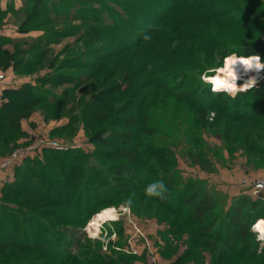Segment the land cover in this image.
<instances>
[{"label":"rangeland","instance_id":"rangeland-1","mask_svg":"<svg viewBox=\"0 0 264 264\" xmlns=\"http://www.w3.org/2000/svg\"><path fill=\"white\" fill-rule=\"evenodd\" d=\"M149 1L142 0L137 4L128 0H45L50 12L30 7H25L26 11H21V8L13 10L12 7L21 5L23 0L7 2L8 11H0V37L9 40L0 39V49L14 53V64L10 62L0 67V72L5 75L0 85H27V91L39 96L42 93L46 98L21 119L22 133H14L13 138L8 139L7 147L0 151V163L37 139L49 138L68 146L58 150L62 154L68 149H78L90 155L86 160L77 161L84 169L85 165L92 163L113 175L112 167L127 160L113 154L111 146L102 142L96 144L93 136L99 132L109 134L111 130L130 131L135 135L130 144L142 151L134 166L133 184L144 179L145 184H150L155 176L160 175L162 167H172L169 172L173 171L183 178L190 175L203 180L211 188L228 196L215 183L220 176L217 177V173L223 170V174L231 176L228 178L232 179V183L239 181L238 195H246L250 201L258 199L249 191L251 176L247 174L253 169L264 170V89L260 96L252 93L234 97L223 94L211 96L206 92L207 98L204 99L210 103L209 108L195 106L197 102L184 95L189 90L200 95L201 81L209 77L206 72L211 70L215 72L211 77L217 74L209 79L214 82L212 84L217 88L225 87L222 83L227 81L224 75L227 58L254 56L237 55V51H232L225 53L220 63L222 55L217 53L216 48H206L198 39L205 32L217 34L214 32L218 30L212 29L214 22L224 21L232 31L230 35L219 33L227 41L222 42L226 50L243 47V40L264 41L263 26L238 25L234 18L240 16L244 5L249 9L254 8L258 0H225L230 4L223 0H156L157 5L151 2L153 7L163 6L147 16L146 3ZM24 2L28 3L27 0ZM260 2L257 13L264 16V0ZM181 7L184 11H180ZM206 9L218 15L207 16L203 11ZM218 9H223V12ZM129 17L133 20L142 18L147 33L137 38L135 27L129 28L130 33H122L114 26L122 25L125 28ZM172 18L178 21L172 23L170 29L168 23ZM208 22L211 23L209 28L204 26ZM128 25L133 26L131 22ZM129 34L137 39L130 38ZM116 37H124L118 40L120 45L109 46ZM99 46L103 48H97ZM186 48L194 50L197 55L188 56L190 52L186 53ZM206 50L208 53L214 52L204 58ZM87 51H93L92 55H102L98 60L90 61L93 65L75 66L76 62L94 59V56L86 54ZM262 56L261 63L264 64V53ZM149 65L151 71L148 70ZM87 75H90V79L85 80ZM119 80L123 85L112 95L105 94L103 90ZM251 104L259 107L250 108ZM121 113L134 115L135 119L138 118L136 124L123 127L118 123ZM46 149L53 148H41L28 156L42 155ZM98 150L105 151L104 157L96 155ZM28 156L18 157L7 166L0 167V172H4V177L0 178V202L43 213L59 204L40 200L36 206L28 207L2 201L3 184L13 180V169ZM168 157L173 159V162L169 160L172 163L166 162ZM48 162L53 165L47 168L48 173L61 183L57 170L60 166L67 168V161L64 165L59 161ZM77 162L72 165H77ZM84 174L83 171L82 177ZM220 179H223L222 176ZM227 184L230 186L231 183ZM141 185H136L137 190L112 196L110 207L99 209L80 226L60 224L51 214L45 213L47 217L38 214L41 225L65 234L68 243L60 240L61 251L52 257L47 252L45 257L39 249H30L24 254L15 252L14 255L20 257L21 264H58L59 259L62 264H89L86 255L91 258V253L86 254L85 249L93 247L100 255L91 258L93 264H146L144 251L137 255L125 250L129 238H139L134 224L143 232L160 264H195L198 255L207 264L209 251L224 249L222 244L214 243L210 238L194 240L195 227L178 215H173L167 205L163 204L162 208L143 201L145 188H140ZM231 187L234 188V184ZM223 195L212 210L211 218L219 217L225 209L223 207L227 206L230 197L226 200ZM26 197L22 194L14 201ZM129 198L135 202L131 208L126 204ZM97 200L101 201L99 197ZM136 201L145 204L141 202L140 205ZM89 221L90 233H87L85 226ZM100 224L103 225L101 232L93 236ZM41 237H45V241H50L53 246L58 244L56 238L52 241L48 236ZM71 240H75L76 244H70ZM258 242L259 251L264 241ZM191 244H195V252L189 254ZM65 255L70 259H62ZM240 259L231 256L220 264H264L260 256L243 261Z\"/></svg>","mask_w":264,"mask_h":264},{"label":"trees","instance_id":"trees-1","mask_svg":"<svg viewBox=\"0 0 264 264\" xmlns=\"http://www.w3.org/2000/svg\"><path fill=\"white\" fill-rule=\"evenodd\" d=\"M27 1L28 3L24 2L23 0L22 4L17 10L21 8V11H26L25 7H30L36 10L50 12V9L45 6V0ZM128 1L132 3L136 2L138 4L142 0ZM258 1H256L254 8L249 9L245 5L242 7L243 10L240 16L234 17L236 18L238 25L244 23L245 25L254 24L264 27V16H261L257 13L258 5L261 3L260 0ZM151 2H154L157 5L156 0H151L146 3L147 16L148 13H153L157 11L159 7L163 6L160 4L158 5V8H156L151 5ZM223 2L226 1L223 0ZM226 4L230 3L227 1ZM182 7L180 8V11H184ZM203 11L207 16H213L217 14L214 12H208L207 9ZM219 12H223V9ZM154 17H156V15ZM176 21L178 20L172 18L168 23V27H171V24ZM129 22L133 24L132 27L128 25ZM214 25L215 26H213L212 29L218 30V32H214L217 34L212 35L209 32H205L204 35L207 36V38L202 35L198 40L203 42L206 45V48H216L217 53L222 55L220 63H222V59L225 58V53H230L232 51H237V55H259L261 58H263L262 54L264 53V41L257 39L254 41L243 40V47L239 49L232 47L230 50H226L225 45L222 43L223 41H226L224 40L225 37L219 35V33L223 32L230 35L232 31L227 27V23L224 21H215ZM114 26L119 28L122 33L125 31L130 33L129 28L135 27V32L138 36L137 38L147 33L145 29L147 27L142 18L133 20L131 17H129V20H126L125 28H123L122 25ZM204 26L209 28L211 23H205ZM84 32L86 31L84 30ZM237 36L240 37L239 35ZM129 37L137 39L132 34H129ZM216 37H219L220 39ZM123 38L124 37L113 38L114 41L112 44H109V46L113 44H115L114 46L120 45L118 40H122ZM0 39L7 41L9 40L7 38L1 37ZM97 48L103 47L99 46ZM197 48V50H199L198 46ZM92 52L93 51H87L86 54L89 56H94V59H85V62H76L74 65H79V67L93 65L92 62L96 59L98 60L102 54L92 55ZM185 52H190L188 56L197 55L194 50L190 51L188 48L185 49ZM211 52L213 53L214 51H210L209 53ZM209 53L206 50L204 58H207ZM91 60L92 62H90ZM10 62H13L14 64V53H10L6 49H0V67ZM212 74H214V70L206 72V76ZM89 76L87 75V78L84 79H90ZM84 79L82 81H84ZM221 79H223V77ZM226 82L223 81L222 86H226L229 83V81L227 83ZM201 83L202 92L200 95H197L190 90L184 93V95L197 102L195 106L199 105L198 107L205 106L207 108L211 106L210 103L204 99L206 97V92L211 96L223 94L230 97L229 94L223 91L214 93L210 88V84L204 79H202ZM121 85H123V82L119 80L115 84L105 88L103 91L107 95H112V93L118 90ZM26 87L27 85L6 87L2 91L3 101L0 104V151H3L4 148L7 147V141L8 139L13 138L14 133H22L20 125L21 119L27 116L29 111H33L36 108V105L46 98V96L43 95L41 91H39V93H41L39 96L33 92L27 91ZM263 89L264 80L247 91L234 92L231 97L236 95H249L250 93L260 96ZM251 107L256 108V106L253 104L250 105V108ZM258 107L259 105L257 108ZM92 112L93 111L90 110V113L93 115ZM104 114L105 113H103L101 117L102 120L104 119ZM118 118V123L123 127L129 126L133 123L136 124V121L138 120V118L135 119L134 115H125V113H121V115L119 114ZM6 129L10 131H6ZM99 131L100 130H97V132ZM133 136L135 137V135H133L130 131L119 132L113 130L109 131V134H102V132H99L96 133V136H93L92 140L96 141V144H100L99 142H102L104 145L111 146L110 148L113 150V154H118L127 160L112 167L113 170L111 172L113 175L108 173L109 171H106L101 166L98 167L92 163L85 165L86 168L84 169V166L77 161L86 160V157H89L90 155H86L78 149H68L67 152L63 151V154L58 150L46 149L43 151L42 155H35L33 157L28 156L23 160L22 164L17 165L13 169V180L5 182L1 188V191L3 192L2 201L15 202L19 205L32 207L36 206L40 200H44L50 204H59V206L49 207L46 212L43 211V213H40L37 210L22 209L19 207L17 208L0 202V262H3L2 264H21L20 257L15 256V252L24 254L30 249H39L41 254L45 255V252H47L49 253L50 257H52L54 253L61 251V244L59 242L60 240L64 239L65 243H68L64 237L65 234L63 235L58 230H51L50 228L41 225V223L38 221V214L46 217L47 215L45 213L51 214L55 219L59 220L60 224L80 226L90 219V216H92L93 213H96L103 208L110 207L113 203L112 196L115 194L137 190L138 187L136 185H139V183L142 184L140 188H146L148 183L145 184V179L144 181L139 180L135 184L132 182L135 175L134 166L136 165L138 158L142 155L141 150L133 148L130 144V141L134 139ZM149 148H151V146ZM162 148L164 147H161V149ZM104 153L105 151L98 150L96 155L104 157ZM58 159L64 160L63 163ZM170 159L173 162V159ZM170 159L168 157L166 162L172 163L169 161ZM48 160L53 162L59 161L62 165H64V163L67 161V165H69L67 168L60 166L57 170V177L60 178L61 183H58L56 180H54L48 173L47 168L53 166L51 162L47 163ZM76 162L77 165H72V163ZM171 169L172 167H162L160 169V175L155 176L153 179V181L163 180L166 187L168 188V198L161 200L155 197H147L144 191V197L142 196V200H147L148 203L156 204L162 208H164L163 204L171 208L173 215H178L184 219L183 221L188 222L195 227L196 234L193 235L194 240L197 238H210L214 243L219 242L222 244L224 249L216 248L215 250L213 249L208 252L210 256L207 264H220L221 262L227 261L231 256H238L241 258L240 261H243V259L247 260L249 258L254 259L256 256H260L261 259L264 260V245L259 251L257 250L259 242L256 239V233L251 231L252 224L259 218L264 217V197L252 199V201H250V199H247L246 195L233 196L229 199V201H227V206L223 207L225 209H223V212L220 213V216L211 218V212L217 206V203L220 201V197L223 195V193L216 191L205 181L199 180L193 176L187 175L186 178H183L181 175L173 171L169 172ZM83 171L85 174L82 177ZM216 192L219 193V195H217ZM22 194H25L27 197L20 200L15 199L14 201V198H18V196H21ZM223 196L227 200L228 196ZM8 197H10V199H8ZM98 197L101 199V201L97 200ZM143 201L141 202L144 203ZM136 202H139L141 205L140 201ZM41 236H48L52 241L54 238H56L59 245L55 244V246H53L50 241H45V237ZM44 241L46 245H44ZM70 244H76V241L73 240L70 242ZM62 250L65 251L64 249ZM85 250L86 254L91 253L92 259L100 257V255L96 253V249L93 247L89 249L86 248ZM194 252L195 244H191L189 254ZM86 257L88 258L89 264H93V260L87 255ZM65 258H67V261L70 259V256L67 257L65 255L62 259ZM119 258L122 259V257ZM24 259L25 258H23V260ZM114 260L121 262V260ZM57 261L61 262L60 259ZM59 262L58 264H62ZM23 264H27V262H24ZM129 264L136 263L131 262ZM195 264H205V259H203L201 255H198L197 262Z\"/></svg>","mask_w":264,"mask_h":264},{"label":"built area","instance_id":"built-area-1","mask_svg":"<svg viewBox=\"0 0 264 264\" xmlns=\"http://www.w3.org/2000/svg\"><path fill=\"white\" fill-rule=\"evenodd\" d=\"M4 76L5 75L0 72V83L4 80ZM204 80H205V78H204ZM257 80H261V81L264 80V70H261L259 72V77L257 78ZM237 83H238V87H239V85H241V83H243V82L238 80ZM212 87H213V85L211 86V90H212ZM41 148H53V149H57V150H63V149L68 148V146L57 143L55 140H50L49 138L37 139L32 144H30L26 147L20 148V149L16 150L15 152H13L9 158H5L0 163V167L3 168L5 166H7L8 164L13 162L18 157H25V156L31 155L35 152H39ZM258 185H264V176L251 178L250 185L248 187L249 191L252 194H255L257 196V198H261V197H263L261 195V193L264 191V188H259ZM89 223H90V221L88 222L87 226H85V231H87V233H90ZM102 226L103 225H101V224L98 226V231L93 236H98V234L101 232ZM133 226H134L135 233L138 234L139 238L138 239H136L134 237L129 238V240L126 243L125 250L131 254H137V255H139L141 251H144L145 254L147 255L146 264H160L159 260L157 259V255H156L155 251H153V249L151 248L150 243L148 242V240L144 236L143 232L135 224ZM137 241H139V242H137Z\"/></svg>","mask_w":264,"mask_h":264},{"label":"clouds","instance_id":"clouds-1","mask_svg":"<svg viewBox=\"0 0 264 264\" xmlns=\"http://www.w3.org/2000/svg\"><path fill=\"white\" fill-rule=\"evenodd\" d=\"M246 65L248 70L261 71L264 70V64L261 63V57L259 55L254 57H249L247 61H241ZM235 63V62H234ZM148 70L151 71V65H149ZM239 79L238 75L233 76L232 80L223 88H217L213 85L212 91H224L229 95H232L236 91H246L247 89L255 86L257 84V79L255 77L250 78L243 85H239L237 88V81ZM259 188H264V185H258ZM145 195L147 197H155L161 200L168 198L169 192L163 180H155L148 184L145 188ZM129 208L133 205V200L129 198L126 201ZM251 231L256 233V239L258 241H264V217L259 218L251 227Z\"/></svg>","mask_w":264,"mask_h":264},{"label":"crops","instance_id":"crops-1","mask_svg":"<svg viewBox=\"0 0 264 264\" xmlns=\"http://www.w3.org/2000/svg\"><path fill=\"white\" fill-rule=\"evenodd\" d=\"M10 2V0H0V11H5L7 10L6 7H7V2ZM14 2H17V0H13ZM9 4V3H8ZM21 4V3H20ZM20 7V5H16L14 7H12L13 10H17L18 8ZM8 11V10H7ZM12 87V86H11ZM4 88H6V86L4 85H0V104L1 102L3 101L2 99V91L4 90ZM23 126V125H22ZM1 173V172H0ZM217 177L219 176L217 182L215 183H218L217 184V187L220 189V190H223L226 194H228V197H233V196H236L238 195V191L240 190L239 189V181H235L234 183H232V179L231 178H228V176L230 175H225L223 174V170H219V172L217 173ZM250 175L251 177L250 178H254V177H259V176H264V170H257V169H253L251 171H248V174L247 176ZM222 176L223 179H220ZM225 176V177H224ZM4 177V172H2L0 174V178L2 179ZM231 177V176H230ZM239 180H242V179H239ZM229 181V182H228ZM214 183V184H215ZM227 183H231L230 186H228ZM232 184H234V188H232ZM228 187V188H227ZM262 196L264 197V191L262 192Z\"/></svg>","mask_w":264,"mask_h":264},{"label":"bare ground","instance_id":"bare-ground-1","mask_svg":"<svg viewBox=\"0 0 264 264\" xmlns=\"http://www.w3.org/2000/svg\"><path fill=\"white\" fill-rule=\"evenodd\" d=\"M254 56H256V55H254ZM254 56H252V57H254ZM248 58L249 57H247V58L231 57L225 62V69L226 70H224V75H225L227 81L230 82L232 80L233 76L238 75L239 76L238 80L242 81L243 83H241V85H243L244 82L248 81L250 78L255 77L257 79L259 77L260 71L248 70L246 68V65L243 62H241L242 60L247 61ZM216 75H214V76H216ZM214 76L211 77V75H209V77L207 79L205 78V81L210 84V88L212 85H214V84H212L214 82L210 81L209 79L210 78L213 79ZM223 79H224V77H223ZM260 82H261V80H257V83H260ZM109 221H111V220H109ZM112 221H113V219H112Z\"/></svg>","mask_w":264,"mask_h":264}]
</instances>
